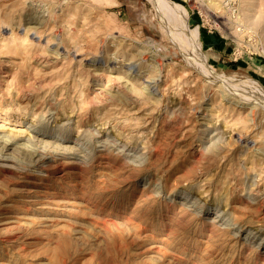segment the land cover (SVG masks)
Segmentation results:
<instances>
[{"label": "rangeland", "instance_id": "1", "mask_svg": "<svg viewBox=\"0 0 264 264\" xmlns=\"http://www.w3.org/2000/svg\"><path fill=\"white\" fill-rule=\"evenodd\" d=\"M156 1L0 0V264H264V0Z\"/></svg>", "mask_w": 264, "mask_h": 264}, {"label": "bare ground", "instance_id": "2", "mask_svg": "<svg viewBox=\"0 0 264 264\" xmlns=\"http://www.w3.org/2000/svg\"><path fill=\"white\" fill-rule=\"evenodd\" d=\"M169 2H170V1H169ZM52 3H53V2H52ZM170 4H172V3H170ZM156 6L158 7L159 10H158V9H157V10H158L159 12H160V11H161V12L163 11L165 14H169V13H170L171 15L174 13V11L172 10V8L169 7L168 2H166V1H164V0H157V1H156ZM173 6H174V9H175V8H178V7H175L176 5H174V4H173ZM179 6H180V5H179ZM157 7H156V8H157ZM180 9H181V8H179L178 10H180ZM171 10L173 11V13L171 12ZM178 10H177V11H178ZM180 11H181V10H180ZM180 11H179V13H180ZM161 12H160V13H161ZM183 12H184V11H183ZM183 12H182V13H183ZM182 13H181V14H182ZM170 14H169V18H170ZM174 14L178 15L177 13H174ZM174 14H173V15H174ZM181 14L179 15V17H180V16L182 17ZM162 16H165V17H166L167 15H163V14H162ZM171 17L174 18L175 16H174V17L171 16ZM167 18H168V17H167ZM169 18H168V21H169ZM182 18H183V17H182ZM170 20H171V19H170ZM108 30H109V29H108ZM114 30H115V29H114ZM194 30H195V29H194ZM108 33H110V32H108ZM193 33H194V32H193ZM196 33H197V32H196ZM110 34H111V33H110ZM112 34H113V33H112ZM196 35H197V34H196ZM192 37H193V36H192ZM190 38H191V37H190ZM194 38H195V37H194ZM192 40H193V39H192ZM194 41H195V40H193V42H194ZM190 42H191V41H190ZM194 44H195V43H194ZM194 44H193V45H194ZM191 45H192V44H191ZM195 46H196V45H195ZM117 47H118V46H117ZM195 48H197V46H196ZM197 51H199V50H197ZM197 53H198V52H197ZM195 54H196V53H195ZM200 54H202V53H200ZM151 82H152V81H151ZM152 83H153V82H152ZM147 87H148V86H147ZM263 102H264V101H263ZM263 102H262V103H263Z\"/></svg>", "mask_w": 264, "mask_h": 264}]
</instances>
